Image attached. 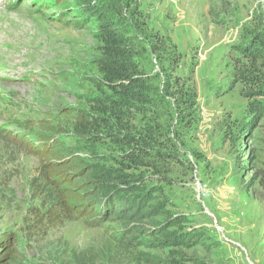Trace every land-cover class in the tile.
<instances>
[{
	"label": "rangeland",
	"instance_id": "374dc122",
	"mask_svg": "<svg viewBox=\"0 0 264 264\" xmlns=\"http://www.w3.org/2000/svg\"><path fill=\"white\" fill-rule=\"evenodd\" d=\"M254 50L264 0H0V264H264Z\"/></svg>",
	"mask_w": 264,
	"mask_h": 264
},
{
	"label": "trees",
	"instance_id": "16d2710c",
	"mask_svg": "<svg viewBox=\"0 0 264 264\" xmlns=\"http://www.w3.org/2000/svg\"><path fill=\"white\" fill-rule=\"evenodd\" d=\"M100 41H101V59L97 62V71L103 77L104 81L106 82L107 87L109 88V91L113 95H119V108L121 110L126 107V103L129 102V98L131 95V92L129 91V85L131 81L132 83H135V80L130 78L129 74L131 73L129 71V66L127 63V59L125 56V51L123 48V40L120 39V37L116 36L114 33H111L108 29L104 28L100 31L99 34ZM252 51V50H251ZM249 51L246 56L251 57H257V58H264L261 54H256L257 50H254V52ZM130 81V82H129ZM113 98L109 99L110 106H106L103 102L101 104V107L98 109V112L101 111L103 115H106L110 113L109 108L114 107V109L117 108L115 101L112 100ZM127 108V107H126ZM122 114L120 111L118 112V115ZM81 127H87V125L92 126L93 123L91 122H80ZM84 133L86 131L80 130L79 133ZM44 172V171H43ZM45 174V172H44ZM101 173L96 174L94 176H98L101 178ZM101 181V180H100ZM101 183V182H100Z\"/></svg>",
	"mask_w": 264,
	"mask_h": 264
}]
</instances>
